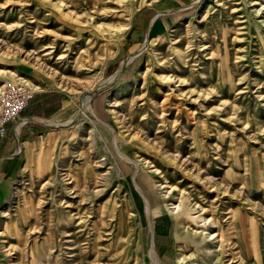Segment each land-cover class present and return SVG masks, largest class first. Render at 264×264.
<instances>
[{"label": "rangeland", "instance_id": "rangeland-1", "mask_svg": "<svg viewBox=\"0 0 264 264\" xmlns=\"http://www.w3.org/2000/svg\"><path fill=\"white\" fill-rule=\"evenodd\" d=\"M167 3L0 0V85L34 90L37 139L0 264H264V0L146 34Z\"/></svg>", "mask_w": 264, "mask_h": 264}, {"label": "crops", "instance_id": "crops-1", "mask_svg": "<svg viewBox=\"0 0 264 264\" xmlns=\"http://www.w3.org/2000/svg\"><path fill=\"white\" fill-rule=\"evenodd\" d=\"M190 1L168 0L167 5L163 6L161 10L152 9L149 14L143 15V20L147 19L146 22L144 21V31L146 34L153 37L163 35L172 23L170 15L175 12L172 8L181 5L186 6ZM139 38L140 35H137L136 41ZM37 102L39 101H34V104ZM32 105L33 101L30 100L28 108L26 109L27 113L24 115L35 114V109L33 110ZM35 108L38 109L37 107ZM61 108H63L62 102ZM22 126H19L18 118L17 121L8 124L6 135L0 138V211L1 207L7 201L10 190L19 177L20 172L28 169L31 157L36 155L35 147L37 146V139L34 138L36 133H33L34 131L31 127L23 128L19 131V127L22 128Z\"/></svg>", "mask_w": 264, "mask_h": 264}, {"label": "built area", "instance_id": "built-area-1", "mask_svg": "<svg viewBox=\"0 0 264 264\" xmlns=\"http://www.w3.org/2000/svg\"><path fill=\"white\" fill-rule=\"evenodd\" d=\"M33 94L34 90L30 86L18 80L0 85V138L6 135L9 123L18 118L20 120V115L28 107Z\"/></svg>", "mask_w": 264, "mask_h": 264}, {"label": "bare ground", "instance_id": "bare-ground-1", "mask_svg": "<svg viewBox=\"0 0 264 264\" xmlns=\"http://www.w3.org/2000/svg\"><path fill=\"white\" fill-rule=\"evenodd\" d=\"M20 124H21V122H20ZM20 124H19V126H20ZM126 161H127V160H126ZM210 221H211L210 219H207V222L210 223ZM205 223H206V222H205ZM152 224H153V223H152ZM162 226H163V225H162ZM161 228H163V227H161V224H158V225H157V233H158V234H161V231H162ZM205 228H206V226H205ZM153 229H154V228H153ZM153 234H154V233H153ZM216 236H217V235H216L215 233H212L211 236H210L211 238H209V235H208V238H209V239H214ZM204 241H205V240H204V237H203L200 241H199V239H198V240H197V245H202V244L204 243ZM203 247H204V245L201 246L200 250L203 249ZM170 256H171L170 254H167V257H170ZM167 257H166V255L163 256V261H164L165 264H170L171 261H170ZM161 258H162V257H161ZM161 263H162V260H161Z\"/></svg>", "mask_w": 264, "mask_h": 264}, {"label": "trees", "instance_id": "trees-1", "mask_svg": "<svg viewBox=\"0 0 264 264\" xmlns=\"http://www.w3.org/2000/svg\"><path fill=\"white\" fill-rule=\"evenodd\" d=\"M24 113V112H23Z\"/></svg>", "mask_w": 264, "mask_h": 264}]
</instances>
